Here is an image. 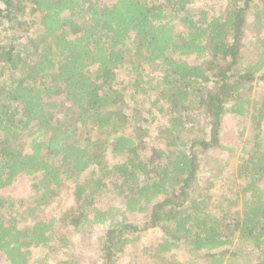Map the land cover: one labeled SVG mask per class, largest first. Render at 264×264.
Listing matches in <instances>:
<instances>
[{
	"label": "trees",
	"instance_id": "trees-1",
	"mask_svg": "<svg viewBox=\"0 0 264 264\" xmlns=\"http://www.w3.org/2000/svg\"><path fill=\"white\" fill-rule=\"evenodd\" d=\"M254 82L264 0H0V189L21 175L31 189L0 194L1 264H119L150 229L133 264H264Z\"/></svg>",
	"mask_w": 264,
	"mask_h": 264
},
{
	"label": "rangeland",
	"instance_id": "rangeland-1",
	"mask_svg": "<svg viewBox=\"0 0 264 264\" xmlns=\"http://www.w3.org/2000/svg\"><path fill=\"white\" fill-rule=\"evenodd\" d=\"M101 4H112L116 0H98ZM205 3L208 6H214L216 9H218L219 5H224L226 3V0H200V4ZM191 62V59H189ZM252 90L256 93V95H260L264 88L261 86V84L254 82ZM243 119L240 117H231L228 116L224 119V128L222 130V141L225 142V144H229L231 146H234L239 144L240 142H237L238 134H240V131L243 128ZM249 127V124H247V128ZM246 134V133H245ZM247 134H249V131H247ZM237 142V143H236ZM239 149L241 147H238ZM239 152V150H238ZM215 155V154H213ZM232 170L234 168H231ZM231 171V170H230ZM260 184L264 186V178L261 180ZM223 191V190H222ZM221 192V191H220ZM0 194L11 196L16 199H27L29 195L31 194L30 189V180L29 177L25 175H21L8 187L1 188ZM72 204V194L70 190L62 191L58 195L55 201H53L49 206H47L42 213L40 214V217L44 220H47L50 215L55 213L56 211H59L60 209H67ZM161 236V232L156 229H150L147 232L143 233L139 241L133 245H129L126 247L125 253L123 257H120L118 260L119 264H133L132 256L136 253H140L142 251V248L144 245L149 244L153 241L159 240ZM94 241V238H93ZM92 245L94 242H91ZM91 246H88V252L86 253L87 256H84V260L86 262H91L94 259L95 250ZM33 260L43 258L44 254L47 253L46 250L41 251L39 248L33 249ZM181 256H184L182 254ZM56 257H58V254H53L52 258H48L49 264H54ZM5 258L3 255L0 254V264L4 263ZM139 264H149L146 259L141 258V263Z\"/></svg>",
	"mask_w": 264,
	"mask_h": 264
}]
</instances>
